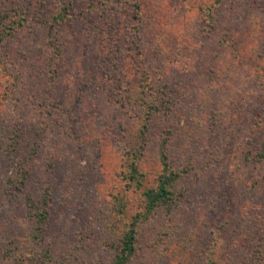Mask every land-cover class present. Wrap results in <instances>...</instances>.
Returning a JSON list of instances; mask_svg holds the SVG:
<instances>
[{
    "label": "rangeland",
    "instance_id": "obj_1",
    "mask_svg": "<svg viewBox=\"0 0 264 264\" xmlns=\"http://www.w3.org/2000/svg\"><path fill=\"white\" fill-rule=\"evenodd\" d=\"M126 1L71 0L60 26L61 0L1 1L0 18L22 25L0 44V264H112L135 218L128 264H264V164L253 160L264 141V0L208 14L214 0H142L140 33ZM161 23L179 41L158 50ZM139 39L153 79L163 70L155 90L170 84L175 105L130 143L142 116L120 100L138 83ZM167 137L170 163L192 171L184 197L170 215L139 217L128 165L155 185Z\"/></svg>",
    "mask_w": 264,
    "mask_h": 264
},
{
    "label": "trees",
    "instance_id": "obj_2",
    "mask_svg": "<svg viewBox=\"0 0 264 264\" xmlns=\"http://www.w3.org/2000/svg\"><path fill=\"white\" fill-rule=\"evenodd\" d=\"M0 0V4H1ZM107 1H119V0H107ZM226 0H214V4L211 7L203 10L206 14L212 13L216 7H219L225 3ZM133 7V20L137 31L140 33V28L143 24V5L142 0H127ZM60 11L55 13L52 18L53 26H60L68 21L69 12L71 10V0H61ZM22 20V19H21ZM11 21L9 19L0 18V44L5 40L6 36L10 37L13 33L22 25V21ZM157 43L158 50L164 49L166 42L169 40L179 41L178 36H175L176 29H170L168 25L163 23L157 24ZM171 31V32H170ZM140 36V35H139ZM175 38V39H174ZM139 43H136V52L131 54V57L135 63L138 77V83H129L125 94L121 98V106L125 108H132L139 116H142V125L140 128H134L131 132L127 133L128 141L132 143V139L138 140V136L143 137L150 130V123L155 116H162L165 118L169 117L170 111H172V106L175 105L174 94L170 92V84H163L162 87L165 89L159 90V87L154 86L156 84L155 80H160L163 76V70L160 69L158 72V79H153L154 77L150 74V69L145 67L144 61L147 58L148 49L139 39ZM2 63V56L0 52V64ZM159 70V69H158ZM164 78V77H163ZM169 112V113H167ZM145 134V135H144ZM168 142L169 138H165L159 147L160 163L162 170L156 175V183L153 186H147L145 184V178L142 173L138 172V168L135 162L128 165V180H131L139 190L142 191V198L144 202V215L140 216H153L160 210L170 215L178 202L184 197V191L181 188V180L192 172L188 170L187 167L176 168L169 161L168 155ZM128 156V154L126 155ZM253 160L257 163L264 164V141L261 143L259 150L253 156ZM24 172V171H23ZM16 183L23 184L25 182V173L17 174ZM19 178V179H18ZM17 187V186H16ZM47 193V192H46ZM264 196V190L259 192ZM45 195H42V200ZM43 204L47 206L48 202L43 199ZM123 204V203H121ZM43 210V209H42ZM123 205L116 209V213L119 216H124L126 214ZM35 221L37 223V229L42 234L46 229L47 223V211H37L34 213ZM148 218V217H147ZM138 219L130 224L129 229H126L119 238V252L114 258L112 264H128L136 256L138 250V230H137ZM262 255H260L259 261H261Z\"/></svg>",
    "mask_w": 264,
    "mask_h": 264
}]
</instances>
